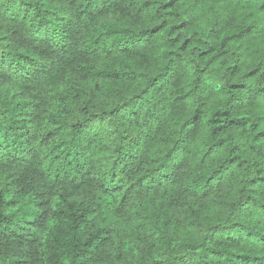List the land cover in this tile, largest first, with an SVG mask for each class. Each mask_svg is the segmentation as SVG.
<instances>
[{"label":"trees","instance_id":"1","mask_svg":"<svg viewBox=\"0 0 264 264\" xmlns=\"http://www.w3.org/2000/svg\"><path fill=\"white\" fill-rule=\"evenodd\" d=\"M0 264H264V0H0Z\"/></svg>","mask_w":264,"mask_h":264}]
</instances>
